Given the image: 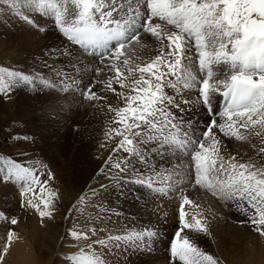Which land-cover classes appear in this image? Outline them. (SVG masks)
Here are the masks:
<instances>
[{"label":"snow or ice","instance_id":"snow-or-ice-1","mask_svg":"<svg viewBox=\"0 0 264 264\" xmlns=\"http://www.w3.org/2000/svg\"><path fill=\"white\" fill-rule=\"evenodd\" d=\"M0 9L41 31L45 29L38 20L43 18L52 23L58 41L42 54L47 73L0 66V96L10 98L17 88L31 87L106 100L94 90L99 85L123 102L107 105L114 126L106 129V142L100 145L109 155L98 174L109 183L89 189L79 203L109 188L124 196L142 188L158 194L176 191L175 183L154 185L161 178L171 180L165 161L183 150L190 157L188 182L234 209L245 218L240 223L264 238V0H0ZM153 44L156 54L143 58L141 52L153 50ZM86 64L94 66L95 74L87 85ZM106 71L111 75L101 78ZM186 93H195V101ZM200 110L208 120L197 136L194 115ZM221 135L250 143L259 159L225 157ZM112 141L115 146L109 149ZM157 158L159 167L153 163ZM53 179L50 171L45 179L34 166L0 154V182L19 183L21 207L42 219L52 218L55 211ZM186 205L193 211H186ZM8 222L16 225L18 220ZM178 223L170 239L169 264H219L194 242L208 227L201 206L183 195L182 188ZM89 231L91 236L68 230L77 245L90 242L66 255V264H106L103 250H150L159 235L143 226L106 238L98 237L102 228ZM14 235L8 231V243Z\"/></svg>","mask_w":264,"mask_h":264},{"label":"rangeland","instance_id":"rangeland-1","mask_svg":"<svg viewBox=\"0 0 264 264\" xmlns=\"http://www.w3.org/2000/svg\"><path fill=\"white\" fill-rule=\"evenodd\" d=\"M38 23L45 30H37L36 25L9 17L0 9V66L26 73L33 70L47 73V69L41 67L42 54L58 41L52 23L43 18ZM148 42L152 43L150 38ZM154 48L153 44V50L145 49L141 56L149 58L155 55ZM92 67L85 65V85L94 78ZM109 75L111 73L106 71L101 78L106 79ZM114 87L117 92L120 91L118 86ZM94 90L106 100L88 101L78 93L44 88L33 90L31 87L17 88L10 98L0 96V154L10 156L23 165L34 166L37 174L42 173L45 179L47 173L52 172L54 179L49 182L50 187L58 194L52 218L42 219L32 209L21 207L19 183L0 182V264H66V255L90 242L86 241L84 245L83 241L79 245L70 243L66 240L71 239L67 235L69 229L74 228L91 236L90 229L102 228L104 231H98V237L106 238L122 234L134 226L149 227L159 233L151 249L116 250L112 253L105 249L106 264H169L170 239L180 227L181 188L183 195L201 206L208 227L207 234L195 237L194 242L200 249L212 255L219 264H264V238L240 223L245 218L234 209L224 206L209 193L194 188L188 182L190 157L183 150L175 159L165 161L171 180L161 178L154 185L168 187L170 183H175L176 191L158 194L142 188L139 193L131 192L124 196L109 188L100 197H90L82 204L78 202L80 196L89 194V189H98L100 184L109 183L105 175L98 174L109 155V150L100 145L106 142V129L114 126L110 123L113 113L108 111L107 105L123 106L113 93L102 92L99 85ZM186 97L191 98L187 94ZM205 117L199 112L194 115L197 136L204 127ZM185 127L188 128L187 125ZM217 135H220L218 130ZM221 140L225 157L234 155L242 162L259 159L250 143L222 135ZM252 142L260 145L255 137ZM114 146L115 141H112L109 149ZM83 157L86 158L84 164ZM153 163L159 167L158 158ZM36 193L34 202L38 203L39 189ZM28 197L33 198L31 193ZM69 209L72 211L69 212ZM77 209L83 216H76ZM185 210L193 211L187 205ZM11 218H16L18 223L11 225L8 222ZM9 230L15 233L10 243L7 241ZM5 243H8L6 253ZM95 247L98 252L101 251L99 245Z\"/></svg>","mask_w":264,"mask_h":264},{"label":"bare ground","instance_id":"bare-ground-1","mask_svg":"<svg viewBox=\"0 0 264 264\" xmlns=\"http://www.w3.org/2000/svg\"><path fill=\"white\" fill-rule=\"evenodd\" d=\"M186 94H187L188 96L191 97V99L193 100V102L195 101V93H186ZM186 94H185V95H186ZM197 107H198V106H197ZM201 111H202V110H200L199 113H200L201 115H203V116H204V115L206 116V117H205V122H206V121L208 120V115H207V113H205L204 111H202V112H201ZM93 125H94V124H93ZM203 126H204V124H203ZM93 127H94V126H93ZM199 133H200V132H199ZM255 140L257 141L258 139L255 138ZM101 143H102V142H101ZM81 150H82V149H81ZM81 150H80V151H81ZM80 151H79V153H80ZM102 151H103V150H102ZM81 154H82V153H81ZM77 155H78V154H77ZM82 155H83V154H82ZM78 157H79V156H78ZM81 157H82V156H81ZM84 158H85V157L82 158V163H83V161H84V163H86V160H85L86 158H85V159H84ZM79 159H80V157H79ZM84 163H83V164H84ZM63 191H64V190H63ZM64 194H65V193H64ZM76 216H77V217H81V216H83V215L81 214L80 211H78V212H76ZM35 219H36V218H35ZM36 220H37V219H36ZM75 220H76V219H75ZM34 227H35V226H34ZM32 228H33V227H32ZM35 233H36V232H35ZM35 233H34V234H35ZM31 234H32V233H31ZM31 237H32V236H31ZM33 237H34V236H33ZM66 240H68L70 243H73V244L76 245V243H74L71 239H66ZM66 240H65V241H66ZM86 243H87L86 241H83V242H82V245H84V244H86ZM69 245H70V244H69ZM72 246H73V245H72Z\"/></svg>","mask_w":264,"mask_h":264}]
</instances>
